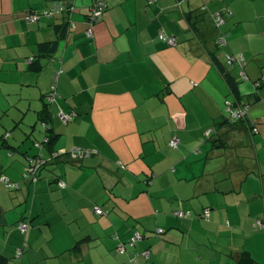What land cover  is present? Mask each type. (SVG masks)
Segmentation results:
<instances>
[{
    "label": "crops",
    "instance_id": "crops-1",
    "mask_svg": "<svg viewBox=\"0 0 264 264\" xmlns=\"http://www.w3.org/2000/svg\"><path fill=\"white\" fill-rule=\"evenodd\" d=\"M52 1L0 0V178L19 184L0 180V253L9 264H239L242 253L264 264V0H65L73 12L57 16ZM239 54L247 78L229 68L233 93L213 55ZM226 101L248 104L247 118L228 123ZM49 131L52 145L34 146ZM39 154L59 159L25 182Z\"/></svg>",
    "mask_w": 264,
    "mask_h": 264
},
{
    "label": "trees",
    "instance_id": "trees-1",
    "mask_svg": "<svg viewBox=\"0 0 264 264\" xmlns=\"http://www.w3.org/2000/svg\"><path fill=\"white\" fill-rule=\"evenodd\" d=\"M54 1H58V2H60L61 4H62V6L65 8V12H67V10L68 11H70L71 12V10H72V12H73V6H72V4H69L68 2H66L65 0L63 1V0H53L50 4H49V8H50V6L52 5V3L54 2ZM99 3H103V5H104V13H105V11H106V5H105V3L104 2H102V1H100V2H98V3H96L95 5H94V7L96 6V5H98ZM93 7V8H94ZM92 8V9H93ZM92 9H91V11H90V14H88L87 15V23H88V25H89V28H91L92 29V27L95 25V24H97V23H99L101 20H102V18H103V15H104V13H103V15H102V17H101V19H99V21H97V22H95V23H93L92 25H91V22H90V19H91V16H92ZM64 12H62L61 14H55L54 16H57V15H62ZM32 15V14H31ZM74 26V27H73ZM62 32H61V35H60V37H59V40L58 41H56V42H54V43H51V44H45L43 47H42V49L44 50V51H46L47 49H49L50 50V52H54L56 49H57V47H58V45L62 42V40H64L65 39V37H66V35H67V33H68V31H69V29H75V23L74 22H72L71 23V21L68 23V24H65V25H62ZM89 28H87V30L89 29ZM86 30V31H87ZM86 31H85V34H86ZM92 35H93V32H92ZM226 38V44L228 43V39H229V34H221V36L219 37V40H220V38ZM88 38H93V36L92 37H88ZM219 40L216 42V46H217V48H220L221 46H223L224 45V43H221V42H219ZM232 56H236V55H232ZM229 57H231V56H227L226 57V59L224 60V62L222 63L215 55H213V60H214V63H215V65L218 67V69L220 70V72H221V74L224 76V78H225V80L227 81V83H228V85H229V88L232 90V92L233 93H238V89H239V81L237 80V78L235 77V76H233V74L231 73V71H229V68H231L232 66L233 67H235L236 69H238L239 68V75H238V77H239V79H240V81H244L245 80V78H247V76H246V73H245V66H246V62H245V60H243V62H244V65L242 66V63H240V62H238L237 60H234V61H230V58ZM242 73H244V75H245V77L244 76H242L241 74ZM264 83V79H260V80H258V81H256L255 83H254V87H255V89H258L262 84ZM54 87V86H53ZM55 91H56V87H55ZM227 102V101H226ZM229 102H231L233 105H235V106H239V107H245V106H249L248 104H245V103H241V102H238V101H235V102H233V101H229ZM225 105H226V103H225ZM227 107V106H226ZM49 114H50V112H49V110H48V108L45 110V112L43 113V118H42V120H41V122L44 124V125H46L47 127L49 126V124H48V121H49ZM68 114H70V113H68ZM248 115V114H247ZM246 118H247V116H246ZM246 118H244V119H246ZM74 119V118H73ZM244 119H240V120H233L231 117H230V115L228 116V118H227V121H228V123H230V124H237V123H239V122H241V121H243ZM72 121V120H71ZM48 128H50V127H48ZM51 129V128H50ZM52 130V129H51ZM50 130V131H51ZM50 131H49V133L45 136V138H44V140L43 141H41V142H35L34 143V146H36L38 149H40V150H43L44 148H45V146L48 148V147H50L51 145H52V143H53V140L55 139L54 137H52V135L50 134ZM253 131H258L257 130V128L256 127H253ZM38 145L40 146V148L38 147ZM56 156H59V154H53L52 155V157L51 158H45L43 155H41V154H39V155H36L35 157H33V160L32 161H35L37 158H39L40 160H45L46 161V164L41 168V170L44 168V167H46V166H49L51 163H52V161H54V160H58L59 158L58 157H56ZM91 156V155H90ZM83 158V157H82ZM30 160V162H29V167H28V171H27V173H25L24 175H23V179H24V181H29V182H31V181H33V178L28 174V172H29V169L31 168V166L33 165V163H31L32 161ZM40 170V171H41ZM39 176V175H38ZM9 180V179H8ZM58 183V185H59V183H60V181H58L57 182ZM16 184H18V183H16ZM6 185V184H5ZM9 189V188H8ZM17 189H19V184H18V188ZM17 189H10V190H13V191H15V190H17ZM104 212V211H103ZM104 214H105V212H104ZM103 214V215H104ZM0 215H2V208H1V206H0ZM189 217V216H188ZM21 223H27L28 224V222H26V221H22ZM21 223H19L18 225H17V228L19 227V225L21 224ZM28 229H29V224H28ZM18 230H19V228H18ZM163 230V229H162ZM20 231V230H19ZM27 233V232H26ZM25 233V234H26ZM135 233H139L140 235H141V240L143 239V235L140 233V232H134L133 234H132V236H131V238H130V240H129V243H128V245L129 246H135L136 245V243L137 242H139V241H136L135 243H131L132 242V238L134 237V235H135ZM163 233H164V230H163ZM162 233V234H163ZM22 234H24V233H22ZM162 234H159V235H162ZM121 246H123V250L125 249V245L126 244H123V243H121L120 244ZM120 246V247H121ZM21 249H19V251H20ZM22 251V250H21ZM144 255V254H143ZM145 256V255H144ZM0 264H9V260L5 257V256H3L1 253H0ZM239 264H256V263H254L253 262V260L246 254V253H242L241 254V256H240V260H239Z\"/></svg>",
    "mask_w": 264,
    "mask_h": 264
},
{
    "label": "built area",
    "instance_id": "built-area-1",
    "mask_svg": "<svg viewBox=\"0 0 264 264\" xmlns=\"http://www.w3.org/2000/svg\"><path fill=\"white\" fill-rule=\"evenodd\" d=\"M156 1L157 0H147L149 5L155 4ZM62 12H65V8L62 6V4L60 2L54 1L52 3V5L50 6V8L48 9L47 14L48 15H55V14H61ZM103 13H104V5H103V3H99L98 5H96L92 9V16H91V19H90L91 25L93 23L99 21V19H101L102 15H103ZM38 19H39V16L37 14L36 15L32 14V15H30L27 18V20L29 22H36ZM221 21H222V18H221ZM86 35H87V37H92L93 36L91 28H89L86 31ZM159 39L161 41L167 43L171 47L177 46L176 38L167 35V33H165L164 31H162L159 34ZM219 42L226 44V38H224V37L222 38L221 37ZM229 58H230L231 62L234 61V60H237L238 62L242 63V66L244 65V62H243L244 58L240 54L236 55V56H231ZM241 75L245 77L244 73H242ZM56 81H57V79H56ZM55 92L56 91H55V86H54L53 87V95H54ZM226 106L228 108L229 115H230V117L233 120H240V119L246 118V116L248 114V111H249V106L239 107V106L233 105L229 101L226 102ZM74 117H75L74 113L67 114V113L61 112L59 114V118L62 121L66 122V123H68L71 120H73ZM169 145L172 146V147H176L177 146V140L176 139L172 140ZM38 147L40 148L39 145H38ZM92 154H95V152L85 151V150H82V149H75V150L71 151V155L73 157H76V155L80 156V157H84V156H90ZM31 163H33V165L29 169L28 174L33 178V181H36V179L38 178V173L40 172L41 168L46 164V161L44 159L40 160L39 158H37L35 161H32ZM0 180L2 182H4L6 184V187L9 188V189H17L18 188V184L11 183L5 177H1ZM59 186H60V188H65L66 187L65 183H62V182L59 183ZM94 211H95V213L97 215H103L104 214L103 210L98 208V207L95 208ZM176 214H177L178 217H181V218L188 217L190 215V213H183V212H177ZM206 216H208V212H206ZM18 228H19L21 233L25 234L28 231V224L27 223H21ZM256 228L264 229V223H262V222L257 223ZM157 232H158V234H162L163 230L162 229H158ZM139 240H141V235L139 233H135L134 237L132 238V242L131 243L133 244V243H135L136 241H139ZM120 249L123 251V246H121ZM21 254H22V251L21 250L18 251V256H21ZM144 255L146 257H148L149 253L148 252L144 253Z\"/></svg>",
    "mask_w": 264,
    "mask_h": 264
},
{
    "label": "rangeland",
    "instance_id": "rangeland-1",
    "mask_svg": "<svg viewBox=\"0 0 264 264\" xmlns=\"http://www.w3.org/2000/svg\"><path fill=\"white\" fill-rule=\"evenodd\" d=\"M60 119V118H59ZM61 120V119H60ZM62 121V120H61ZM62 122H64V121H62ZM65 124H66V122H64ZM27 171H28V169H27ZM27 171H26V173H27ZM24 175V174H23ZM25 182H27V181H25Z\"/></svg>",
    "mask_w": 264,
    "mask_h": 264
}]
</instances>
